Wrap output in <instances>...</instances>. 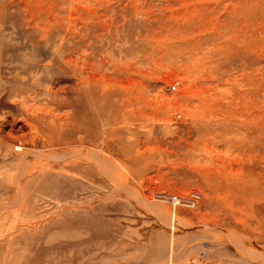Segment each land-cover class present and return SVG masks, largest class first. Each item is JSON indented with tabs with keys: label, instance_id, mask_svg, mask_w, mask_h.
Wrapping results in <instances>:
<instances>
[{
	"label": "rangeland",
	"instance_id": "rangeland-1",
	"mask_svg": "<svg viewBox=\"0 0 264 264\" xmlns=\"http://www.w3.org/2000/svg\"><path fill=\"white\" fill-rule=\"evenodd\" d=\"M0 71V264H264V0H0Z\"/></svg>",
	"mask_w": 264,
	"mask_h": 264
},
{
	"label": "bare ground",
	"instance_id": "bare-ground-1",
	"mask_svg": "<svg viewBox=\"0 0 264 264\" xmlns=\"http://www.w3.org/2000/svg\"><path fill=\"white\" fill-rule=\"evenodd\" d=\"M26 32V31H25ZM44 34V33H43ZM5 38V37H4ZM35 44V43H34ZM37 44V43H36ZM67 51V50H66ZM26 52V51H25ZM64 52V51H63ZM56 53V52H55ZM74 53V52H73ZM40 55V54H39ZM54 57V56H53ZM74 58V57H73ZM68 59V58H67ZM47 63V62H46ZM29 66H31V67H33L34 66V64L32 63V64H28ZM27 65H24L23 66V68H25ZM25 71H27L26 69H25ZM1 72V71H0ZM17 72H19V71H17ZM2 73V72H1ZM48 73V72H47ZM26 74V73H25ZM8 77V76H7ZM103 85H100V86H98V88H99V90H98V93H97V96H98V101H100V104L98 105L99 106V110H98V114H97V116L98 117H100L101 116V114H102V112L104 111V108H105V106H104V104H103V101L105 100V98L106 99H108L107 97L109 96V95H107V93L105 92V88L104 87H102ZM51 93V92H50ZM85 97V96H84ZM59 108H62V106L60 107V106H58ZM87 107H88V101H86V100H84V101H81L80 102V109L81 110H85V112H86V109H87ZM64 112V111H63ZM47 114H50L49 116H48V118L47 119H45L44 117H42L41 118V123H42V125H43V127L45 128V129H47L45 132H43V133H39L41 136V138H39V140H40V142H41V145L43 146V147H45V148H49V149H51L52 151H56V150H61V149H67L68 150V152H66V153H64V154H62L60 157H58V155H56V161H61L62 159H63V157L64 156H66L67 157V155H71V154H69V153H71L72 152V148H73V146H76V145H79V146H82L83 147V149H84V152H85V150H87V149H85L86 148V146L87 145H89L90 143H91V141H90V139H89V137H88V135H85V136H77V134L78 133H82V131H84L83 130V127H73V129H71L69 132H67L66 131V129H64V122H65V115L64 114H61V113H59L58 112V108L57 107H54V108H52L51 110H48L47 111ZM66 131V132H65ZM92 145V144H91ZM88 147V146H87ZM89 148V147H88ZM91 148V147H90ZM79 150V149H78ZM81 151V150H80ZM79 151V152H80ZM64 152V151H63ZM89 152V151H88ZM47 153H49V155L51 156V155H53V154H50L51 152H47ZM81 153V152H80ZM42 156H43V154H42ZM49 156V157H50ZM46 157H48V155L46 156ZM48 157V158H49ZM69 158H71V156H69ZM86 158V157H85ZM21 160H22V158H20ZM58 159V160H57ZM49 160H50V158H49ZM67 160L69 161V159L67 158ZM25 161V160H24ZM63 161V160H62ZM22 162H23V160H22ZM69 164H70V166H69V171L68 172H72V170H74V168H76V167H79V165L76 163L74 166H72V164L70 163V161H69ZM24 165V164H23ZM29 165V164H28ZM27 165V166H28ZM98 165V164H97ZM103 165V164H102ZM21 166V165H20ZM101 166V165H100ZM20 168H23V167H20ZM27 168V167H26ZM102 168V167H101ZM26 170H28V169H26ZM26 170H25V173H26ZM99 171V170H98ZM28 172H30V171H27V173ZM18 174V173H17ZM21 175H22V173H21ZM58 175H59V178H68V179H71V178H73V176L71 175V174H63L62 172H58ZM19 184H20V179H19V182H18ZM249 183V182H248ZM17 184V183H16ZM18 185V184H17ZM251 185H253L254 186V184H252V183H249L248 185H247V183H245L244 182V185H243V187H246V186H248V188H249V190H250V194H251V192H252V189H250V187H251ZM19 187L21 186V184L20 185H18ZM252 186V187H253ZM18 187V188H19ZM235 190H236V193H237V195H239V200L241 201H243V199H244V195L243 194H241V193H243V191H242V189H240V187L239 188H237V186H235ZM21 189V188H20ZM254 190V189H253ZM18 191H19V189H18ZM195 191V190H194ZM246 191H248L247 189H246ZM233 192H234V190H233ZM249 195V194H248ZM246 199H247V197H246ZM14 200V199H13ZM200 202V201H199ZM87 204H89V203H87ZM75 205V204H74ZM86 205V204H85ZM88 206V205H87ZM75 207V206H74ZM3 208V207H2ZM177 209V208H176Z\"/></svg>",
	"mask_w": 264,
	"mask_h": 264
},
{
	"label": "built area",
	"instance_id": "built-area-1",
	"mask_svg": "<svg viewBox=\"0 0 264 264\" xmlns=\"http://www.w3.org/2000/svg\"><path fill=\"white\" fill-rule=\"evenodd\" d=\"M179 87L178 82H174L170 89L176 90ZM160 201L171 205L174 209L182 208H195L201 200V194L199 191H192L188 195L179 196L176 194H160L158 195Z\"/></svg>",
	"mask_w": 264,
	"mask_h": 264
}]
</instances>
